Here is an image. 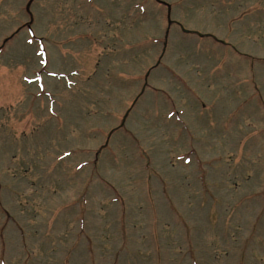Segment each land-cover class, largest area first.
Returning <instances> with one entry per match:
<instances>
[{
	"label": "rangeland",
	"instance_id": "obj_1",
	"mask_svg": "<svg viewBox=\"0 0 264 264\" xmlns=\"http://www.w3.org/2000/svg\"><path fill=\"white\" fill-rule=\"evenodd\" d=\"M0 264H264V0H0Z\"/></svg>",
	"mask_w": 264,
	"mask_h": 264
}]
</instances>
